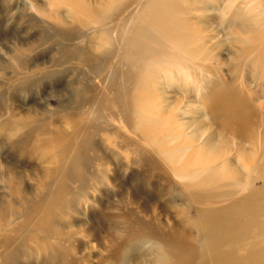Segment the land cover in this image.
<instances>
[{
	"label": "rangeland",
	"instance_id": "1",
	"mask_svg": "<svg viewBox=\"0 0 264 264\" xmlns=\"http://www.w3.org/2000/svg\"><path fill=\"white\" fill-rule=\"evenodd\" d=\"M134 7L112 10L105 25L111 31L104 33L94 22H60L47 0H0V264H149L152 243L138 227L161 236L181 234L198 252L203 239L195 234L196 220L218 217L226 223L247 200L264 201L263 87L246 67L240 69L239 76L249 81L244 88L235 84L239 113L249 117L244 150L228 153V168L204 159L220 175H209L205 192L184 189L171 174V163L159 155L174 146L168 135L180 132L178 124L158 111L162 102L153 82L139 80L121 53L120 36L130 30L128 13ZM185 17L170 19L190 33L192 22ZM159 58L149 53V61ZM217 58L227 82L229 60ZM125 72L132 74L130 81L122 80ZM204 75L212 81L210 72ZM210 85L203 83L206 89ZM196 103L188 104L194 109ZM207 106L215 113L213 122L205 121L212 128L232 124L234 115L217 112L213 98ZM145 109L165 120L148 124L154 133L146 141L137 118H146ZM245 180L250 188L241 185ZM250 189L257 198L246 196ZM259 218L264 223V214Z\"/></svg>",
	"mask_w": 264,
	"mask_h": 264
},
{
	"label": "bare ground",
	"instance_id": "2",
	"mask_svg": "<svg viewBox=\"0 0 264 264\" xmlns=\"http://www.w3.org/2000/svg\"><path fill=\"white\" fill-rule=\"evenodd\" d=\"M47 2L52 9V17L60 22L67 23L68 18L81 24L94 22L99 24V29L104 33L111 31L105 25L110 21L108 18L112 10L115 9L114 13L118 14L136 3L135 9L128 13V19L132 20L130 30L126 29L120 36L123 43L121 53L134 66L133 70L141 78L139 80L143 83L147 79L153 82L156 98L162 102L158 111L166 116V120L174 119L173 123H177L180 130L174 136L168 135L174 146L162 148L159 155L171 163V174L182 183L184 189L203 187L204 192L208 190L207 185L212 180L209 175H220L215 173V166L209 164L228 168V153L234 148L238 156L244 150L245 139L249 135V117L241 115L236 105L238 95L235 84L239 83L244 88L249 82L242 75L239 76L240 69L246 67L250 71V78L258 81L264 89V0H84L85 6H81L77 0ZM60 8L65 9L60 11ZM38 11L46 13L44 9ZM180 15H185L186 21L192 22L190 33L185 28L178 30L175 22L171 21L170 17ZM167 51L172 55L163 56ZM149 53H158L162 58L151 62L148 60ZM218 55H224L229 60L226 70L232 76L227 82H223L219 74ZM157 67L161 68L159 73ZM205 71L210 72L212 81L206 82ZM242 71L245 72L244 69ZM129 76L132 74L123 73L122 80L130 81ZM191 83L196 88L192 99L189 94ZM203 83H211L209 89L204 88ZM167 98L171 100L163 103ZM212 98L217 112V109H221L224 113L234 115L230 126L222 128L218 122L212 128L215 113L209 112L207 106ZM195 101L199 105L196 103L192 109L188 103ZM228 102L233 106H229ZM126 111L131 112V109L126 108ZM176 112L180 117H176ZM132 113L138 115L137 106H133ZM145 113H148L146 118H137L142 122H138V127L143 130V140L146 141L154 133L148 128L151 122L162 125L165 120L153 117L146 109ZM207 120L212 122H205ZM190 124H193L191 129ZM198 151L202 154L199 161ZM78 159L75 154L73 161ZM204 159L211 163H205ZM238 170H242V167ZM234 174L239 179L240 173L236 171ZM241 185L250 188L251 181L245 180ZM252 193L255 198L258 197L253 189L246 196ZM256 200H247L238 213H229L226 223H222L218 217L196 220L195 234L203 239V250L198 252L187 247L181 234L161 236L148 228L141 230L138 227V232L149 235L152 243L154 253L149 264H264V242L261 239L264 223L259 218L264 214V201ZM239 248L244 254H238Z\"/></svg>",
	"mask_w": 264,
	"mask_h": 264
}]
</instances>
